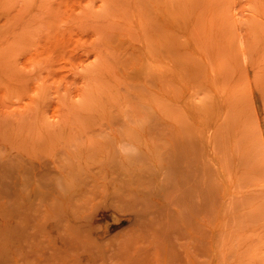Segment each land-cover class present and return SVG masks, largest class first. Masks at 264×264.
<instances>
[{
    "label": "rangeland",
    "instance_id": "obj_1",
    "mask_svg": "<svg viewBox=\"0 0 264 264\" xmlns=\"http://www.w3.org/2000/svg\"><path fill=\"white\" fill-rule=\"evenodd\" d=\"M0 264H264V0H0Z\"/></svg>",
    "mask_w": 264,
    "mask_h": 264
}]
</instances>
